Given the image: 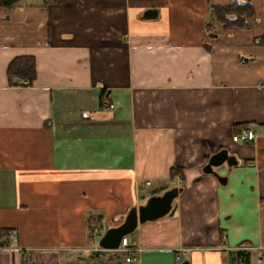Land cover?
I'll list each match as a JSON object with an SVG mask.
<instances>
[{"label":"crops","instance_id":"crops-1","mask_svg":"<svg viewBox=\"0 0 264 264\" xmlns=\"http://www.w3.org/2000/svg\"><path fill=\"white\" fill-rule=\"evenodd\" d=\"M230 1L0 5V229H12L0 264H78L89 213L116 227L174 186L171 211L128 235L139 261L114 264L264 260V45L253 44L264 0H252L249 29L209 37V7ZM252 28L262 33L242 39ZM20 55L36 57L32 85L9 83ZM246 123L256 140L233 141ZM222 149L238 161L215 168L225 183L203 172Z\"/></svg>","mask_w":264,"mask_h":264},{"label":"trees","instance_id":"trees-1","mask_svg":"<svg viewBox=\"0 0 264 264\" xmlns=\"http://www.w3.org/2000/svg\"><path fill=\"white\" fill-rule=\"evenodd\" d=\"M15 4V3H14ZM14 4L7 5L3 0H0L1 6L12 7ZM255 15V8L252 0H232L225 4H214L209 7V19L206 23V29L209 37L215 38L218 29L226 30H247L251 26V19ZM253 44L264 45V34L259 35L253 39ZM9 83L11 85H24L22 81H28V85H32L37 78V64L34 55H20L13 58L7 69ZM108 94L104 91L101 93V106H110ZM251 127L250 124H241L236 126L235 132H239L243 128ZM182 175L180 167H173L170 172V177L175 178ZM103 224L106 229L107 225L103 219V214L89 213L87 217L88 233L92 236L94 225ZM96 227V226H95ZM10 228L0 229V246L3 245V239L9 235ZM241 252V251H240ZM124 255V256H123ZM121 259L117 263L124 261L127 263L126 258L128 253L122 252ZM242 264H250L249 254L241 256Z\"/></svg>","mask_w":264,"mask_h":264},{"label":"water","instance_id":"water-1","mask_svg":"<svg viewBox=\"0 0 264 264\" xmlns=\"http://www.w3.org/2000/svg\"><path fill=\"white\" fill-rule=\"evenodd\" d=\"M3 1L5 4L10 5L20 0ZM157 16L158 11L156 9H148L143 14L144 19H152ZM237 163V158L234 155H230L227 149H222L210 157L208 163L203 167V172L213 174L214 176H217L222 183H225L227 181L226 176L219 174L215 168L224 164L231 167L233 165H237ZM181 191V187L174 186L166 190L163 194L149 197L145 204L133 207L128 212L122 224L108 229L101 237L99 242L100 247L108 250H117L122 237L132 233L137 228L139 223L153 221L168 214L173 207L174 199L178 197ZM182 264H189V262L185 261Z\"/></svg>","mask_w":264,"mask_h":264},{"label":"rangeland","instance_id":"rangeland-1","mask_svg":"<svg viewBox=\"0 0 264 264\" xmlns=\"http://www.w3.org/2000/svg\"><path fill=\"white\" fill-rule=\"evenodd\" d=\"M37 0H20V2H28L32 3ZM243 1V0H239ZM256 33V34H255ZM262 33V32H258ZM257 31L252 28L251 31L249 32H242L241 34L243 35L242 39H246L247 37H252L254 35L258 34ZM247 37H244V36ZM96 226V227H95ZM112 227H109L106 229V227L102 224L94 225L93 230H92V236H91V241L90 244L88 245V253L86 254V257L84 260H80L78 264H114L115 262L119 261L122 256V252L118 250H108V249H103L100 247L99 242L101 237L106 233L108 229ZM132 233L129 234L131 236ZM95 238V239H94ZM94 244V245H93ZM100 251H97V250ZM264 260L260 256L255 255L252 264H264ZM64 263V262H63ZM75 264V262L73 263Z\"/></svg>","mask_w":264,"mask_h":264},{"label":"built area","instance_id":"built-area-1","mask_svg":"<svg viewBox=\"0 0 264 264\" xmlns=\"http://www.w3.org/2000/svg\"><path fill=\"white\" fill-rule=\"evenodd\" d=\"M22 84L28 85V81H22ZM110 108H113V103L110 104ZM257 132L249 127V128H243L239 132H235L232 135V139L235 142L239 143H251L256 140L257 138ZM177 181L181 182L182 179L178 176ZM147 184H151L150 182H147ZM120 252L128 253V256L126 258L127 262H138L139 261V255L142 252V247L137 243V241L132 240L128 235H125L122 237L119 248L117 249ZM183 258L179 254L176 257V264H182Z\"/></svg>","mask_w":264,"mask_h":264}]
</instances>
